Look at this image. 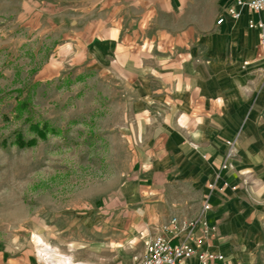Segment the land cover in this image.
<instances>
[{
  "label": "crops",
  "instance_id": "1",
  "mask_svg": "<svg viewBox=\"0 0 264 264\" xmlns=\"http://www.w3.org/2000/svg\"><path fill=\"white\" fill-rule=\"evenodd\" d=\"M235 2L191 0L202 18L196 24L199 10L186 11L192 24L181 29L185 41L168 33L171 41L162 34L132 45L109 28L90 37L80 31L65 42L69 51L80 50L79 63L89 58L95 69L126 81L132 120L125 132L135 138L134 157L122 173L127 182L107 198L117 201L93 208L79 222L80 235L50 240L73 262L138 264L162 225L173 216L199 217L206 200L203 217L215 231L202 249L223 254L227 264H264V58L260 30L248 27L263 16L242 7L234 19L227 8ZM233 141L236 153L227 158ZM245 173L256 179L253 197L238 185ZM10 252H1L0 264H45L30 245Z\"/></svg>",
  "mask_w": 264,
  "mask_h": 264
},
{
  "label": "rangeland",
  "instance_id": "2",
  "mask_svg": "<svg viewBox=\"0 0 264 264\" xmlns=\"http://www.w3.org/2000/svg\"><path fill=\"white\" fill-rule=\"evenodd\" d=\"M189 3L0 0V254L30 245L37 256L34 233L47 243L80 235L79 222L117 201L107 198L127 182L122 173L135 138L125 132L132 120L126 81L95 69L89 58L79 63L80 50L69 51L65 42L109 28L132 45L162 34L171 41L168 33L185 41L181 29L192 24L186 11L199 10L196 24L203 11ZM234 147L229 143L227 158ZM251 175L238 182L248 197L256 186Z\"/></svg>",
  "mask_w": 264,
  "mask_h": 264
},
{
  "label": "built area",
  "instance_id": "3",
  "mask_svg": "<svg viewBox=\"0 0 264 264\" xmlns=\"http://www.w3.org/2000/svg\"><path fill=\"white\" fill-rule=\"evenodd\" d=\"M246 7L252 13L262 14V19L248 21V27L259 29V43L264 57V0H236L235 6L227 8V14L232 18L240 17V8ZM239 8V9H238ZM223 17L216 20L221 24ZM227 169V164L222 166ZM213 187L212 184L209 185ZM233 189L236 186H232ZM210 209L208 201L201 204V214L193 219L180 220L173 216L169 221L159 228L155 237L146 244L143 257L138 264H185L186 260L197 259V264H227V259L219 252L202 249L201 242L206 237H211L215 228L206 224L203 212ZM201 232L198 237L197 233ZM76 264V263H75ZM242 264V263H236Z\"/></svg>",
  "mask_w": 264,
  "mask_h": 264
},
{
  "label": "bare ground",
  "instance_id": "4",
  "mask_svg": "<svg viewBox=\"0 0 264 264\" xmlns=\"http://www.w3.org/2000/svg\"><path fill=\"white\" fill-rule=\"evenodd\" d=\"M32 238L34 239V247L37 252L38 259L43 263L75 264L71 255L61 253L57 248L47 243L40 234L34 233Z\"/></svg>",
  "mask_w": 264,
  "mask_h": 264
}]
</instances>
